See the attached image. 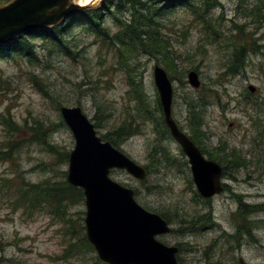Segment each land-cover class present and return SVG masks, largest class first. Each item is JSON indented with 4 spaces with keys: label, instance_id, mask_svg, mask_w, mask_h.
Here are the masks:
<instances>
[{
    "label": "rangeland",
    "instance_id": "374dc122",
    "mask_svg": "<svg viewBox=\"0 0 264 264\" xmlns=\"http://www.w3.org/2000/svg\"><path fill=\"white\" fill-rule=\"evenodd\" d=\"M10 1L0 0V6ZM105 1L92 0L87 11L105 7ZM214 1L218 6L208 14L219 36L214 43H209L211 37L203 25L186 9H176L160 19V32L170 45L175 74L167 71L161 55L155 57L139 47L133 56L121 60L109 37L97 39L87 24L70 23L72 16L60 24L70 27L65 38L72 49L71 58L48 50L41 38L31 33L24 37L34 45L35 61L26 57L0 60V264H105L94 249L64 257L81 234L79 227L84 226V202L66 208L65 220L74 222L78 232L74 237L66 235L70 227L50 208L29 211L17 204L16 188L24 182L66 181L68 161L64 162L63 156L73 149L74 139L60 106H79L94 125L98 123L95 130L100 138L114 139V131L122 124L131 126L134 134L120 140L118 148L142 166L147 177L139 181L123 170H112L109 176L132 189L142 208L166 214L171 232L157 238L178 248V264H240L239 259L243 264H264V213L250 218L259 224L253 235L257 243L244 242L238 251L231 249L226 238L234 230L238 199L248 206H264V0ZM256 5L259 11L255 13L260 16L248 13ZM100 11L105 19L103 27L109 29L110 37L116 35L120 26L106 8ZM117 17L128 23L127 6ZM241 44L249 50L245 67L239 74L229 75L227 62L235 46ZM156 65L172 82L171 114L179 129L190 134L187 103L206 94L204 151L212 153L217 162L212 151L222 147L235 151L243 161V167L231 166L224 172L221 182L228 190L211 199L199 196L186 156L163 130L153 81ZM192 70L198 73L199 89L187 82V73ZM130 80L143 97L141 105ZM248 85L255 87L254 93L248 91ZM140 109L146 111L141 113ZM2 117L10 118L18 131L10 134L1 123ZM46 142L59 154L49 153L43 145ZM1 152L10 154L3 158Z\"/></svg>",
    "mask_w": 264,
    "mask_h": 264
},
{
    "label": "water",
    "instance_id": "95a60500",
    "mask_svg": "<svg viewBox=\"0 0 264 264\" xmlns=\"http://www.w3.org/2000/svg\"><path fill=\"white\" fill-rule=\"evenodd\" d=\"M89 7L79 0H11L0 6V45L60 25ZM153 81L164 123L187 158L196 191L203 198H211L222 189L221 168L207 160L174 121L172 82L158 65L153 69ZM187 82L194 89L200 88L198 73L193 70L187 73ZM247 89L251 93L256 90L252 85ZM59 111L74 139L66 181L83 191L85 234L99 260L105 264H178V248L157 238L170 233L171 226L160 215L142 208L132 189L109 176L112 170H123L142 181L147 177L146 170L102 140L79 106H60Z\"/></svg>",
    "mask_w": 264,
    "mask_h": 264
},
{
    "label": "trees",
    "instance_id": "16d2710c",
    "mask_svg": "<svg viewBox=\"0 0 264 264\" xmlns=\"http://www.w3.org/2000/svg\"><path fill=\"white\" fill-rule=\"evenodd\" d=\"M261 3L262 1H260L259 4ZM104 6L105 7H103V5H99L98 8L89 11L85 10L80 14H75L70 18L69 22L87 24L90 31L97 39L101 38L102 40H106L109 37L110 42L113 44L112 46L117 47V50L121 55V60L122 57L125 59L126 56H133L137 47H139L145 53L155 57L158 54L161 55L168 67L167 71L170 73L172 71L175 74V70L173 69V59H171L170 45L160 32L162 28L160 19H163L166 14L176 9H186L192 13L194 21L201 23L203 25V29L211 37L209 39L210 44L218 41L219 39L218 34H216L212 28L213 26L211 25L208 16L209 11L218 6V3L214 0H200L199 2H195L194 0H116L115 4L111 0H106L104 2ZM124 6H127V10L130 11V19L128 23H125L122 19L117 17L118 13H122L124 11ZM103 8H106V11L112 17L113 22L120 26V31L114 36L110 37L108 32L109 29L103 27L105 19L103 18V13L100 11L103 10ZM111 9H114L115 11L111 12ZM257 10L259 11L256 5L253 9H250L248 13L252 16H260L255 13ZM68 25L69 24H65L63 27L57 25L51 27L50 29L32 34L41 38V41L49 47L47 48L48 50L53 49L66 57H70L72 49L70 48L68 39L65 38L70 34V27ZM251 44L255 46L253 42ZM33 49L34 45L30 41H27L24 35H21L16 40L8 44L0 45V60L26 57L30 59V62H33L37 57L36 52ZM248 53L249 50L245 44L235 46L233 53L227 62V72L229 75H237L244 69L245 59ZM74 57L75 56H72L73 59H75ZM129 85L133 88L132 93L135 95L139 105H141L143 97L139 92L138 86L131 80ZM209 92L210 90L206 91V93ZM207 96L208 95L206 94H202L198 98L192 99L187 103L189 119L188 125L190 130L188 137L202 153L204 152V142L207 139L206 134L202 129L204 109L208 105ZM159 108V110L162 111L161 106H159ZM143 111L145 112L146 109H143ZM143 111L142 109L139 110L141 113H143ZM1 123L6 127L10 134L16 133L19 129L10 118L2 117ZM161 125L164 132L169 133L163 119ZM98 126L99 125L96 122L94 128ZM130 127L131 126L128 124H122L114 131V139L108 137L101 139L109 141L115 148L119 149L118 142L134 134L131 132ZM156 127L160 128L159 125ZM43 145L46 146L49 153L59 154L56 147L52 145L50 146L47 142L43 143ZM1 154L3 158H8L10 153L1 152ZM68 156V153L64 154V162L68 161ZM209 158L216 161L212 155H210ZM16 190L18 192L17 204L19 203L21 207L32 211L46 206L52 210V214L54 216L58 217L61 221L63 220L62 222L65 225L68 224L70 228L67 229V236L70 235L71 237H74L78 233L76 232L74 222H71L69 219L65 220V213L68 206L84 202L82 189L74 187L68 184L67 181H64L52 184L36 185L24 182L22 185H18ZM158 215H160L168 224H171V221L166 214L161 213ZM81 220H84V218ZM79 231H81V234H77V241H74L68 246L65 250L64 257L69 258L77 255L80 251H82V249H84V251L94 249L86 238V234L84 232L85 227L81 225L79 227Z\"/></svg>",
    "mask_w": 264,
    "mask_h": 264
},
{
    "label": "flooded vegetation",
    "instance_id": "af4514ba",
    "mask_svg": "<svg viewBox=\"0 0 264 264\" xmlns=\"http://www.w3.org/2000/svg\"><path fill=\"white\" fill-rule=\"evenodd\" d=\"M229 126H231V123L229 124ZM218 148H220V149H218ZM212 152H214V156L218 157V159L223 161V163H220V161L218 159H217L218 161L216 162L212 159H209L208 157L206 158L205 154L207 152H205V151L203 153L202 152L201 153L203 154V156L207 160H212L220 166V168H221L220 182H221L222 176L225 175L224 172L227 169H230L231 166H232V168L244 166L243 162H241V159H239L237 157L238 155L236 153H234L235 151L234 152L226 151L225 148L216 147V148H213ZM210 155H212V154H210ZM210 155L208 154V156H210ZM221 188L222 189L219 193L228 190V187L226 185L222 184V182H221ZM218 194L213 195L211 198H213L214 196H216ZM201 198H203V197H201ZM262 210H263L262 208H258V209H255L254 211H256V213H258V212L264 213V210L263 211ZM256 213H247L246 211L241 210L239 208V211H237V216L234 217V219H233L234 230H232L231 233H228V235H226V238H228V241L230 243H232L231 249L239 251V250H241L244 242L249 243L250 241H252L253 244L258 242V239H253L252 236L254 235L256 229H259V224H258V222L252 221V219H250L252 217H258L259 215H257ZM247 243L245 245H247ZM239 263L243 264V261L241 259H239Z\"/></svg>",
    "mask_w": 264,
    "mask_h": 264
},
{
    "label": "bare ground",
    "instance_id": "6f19581e",
    "mask_svg": "<svg viewBox=\"0 0 264 264\" xmlns=\"http://www.w3.org/2000/svg\"><path fill=\"white\" fill-rule=\"evenodd\" d=\"M92 0H79V3L80 4H82V5H87L88 3H90ZM198 193V192H197ZM199 194V193H198ZM238 202H239V208L241 209V210H244V211H246L247 213H256V211H254L255 209H258V208H263L264 206L263 205H261V206H247L246 204H244L242 201H240L239 199H238ZM256 214H259V212L258 213H256ZM252 238H254L253 236H252Z\"/></svg>",
    "mask_w": 264,
    "mask_h": 264
}]
</instances>
